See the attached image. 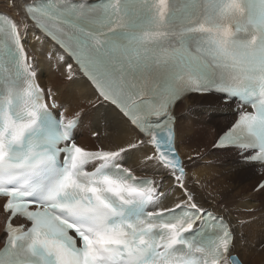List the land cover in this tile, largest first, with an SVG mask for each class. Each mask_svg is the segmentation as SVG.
<instances>
[{
	"label": "snow or ice",
	"instance_id": "obj_1",
	"mask_svg": "<svg viewBox=\"0 0 264 264\" xmlns=\"http://www.w3.org/2000/svg\"><path fill=\"white\" fill-rule=\"evenodd\" d=\"M21 7L31 24L0 14V264H243L232 254L235 229L187 187L175 107L192 94L235 103L237 118L213 148L237 149L264 193V0ZM30 29L62 49L69 80L72 59L95 89L89 103L111 106L135 138L115 147L77 142L83 114L54 111L55 93L40 87L25 49ZM136 153L159 179L124 166ZM166 177L173 184L164 190Z\"/></svg>",
	"mask_w": 264,
	"mask_h": 264
},
{
	"label": "bare ground",
	"instance_id": "obj_2",
	"mask_svg": "<svg viewBox=\"0 0 264 264\" xmlns=\"http://www.w3.org/2000/svg\"><path fill=\"white\" fill-rule=\"evenodd\" d=\"M32 2L34 0H16L17 6L10 7L9 0H0V12L13 15L21 24H31L24 16L21 5ZM37 36L40 39H36ZM25 47L40 83L46 89H52L61 107L66 109V117L77 112L83 114V122L77 129L81 145L88 148L101 144L115 147L117 143L123 144L137 136L136 131L126 122L119 121L111 106L89 103L96 98L95 89L79 73L71 59L66 57L67 63H72L73 70L77 73L73 79H67L66 64L58 59L62 50L52 41L35 29H30ZM66 82L69 83L68 88L64 86ZM232 110L233 104H220L215 95L193 94L185 97L178 103L175 113L176 148L185 165L189 189L195 193L197 202L205 209L229 219L235 229L236 241L232 254L238 255L243 264H264V193L254 191L260 175L253 167L240 162L236 150L220 151L213 148L217 137L229 126ZM212 111L217 112V119L209 117L208 114ZM87 131L89 138L86 137ZM94 132L98 136H93ZM142 156L143 153H136L126 159L124 165L134 167L137 176H157L155 178L159 179L158 174L141 170L143 165L139 162ZM252 183L253 190L246 194L244 190ZM172 184L171 178L166 177L164 190L169 189ZM4 221L5 216L0 209V237H3ZM241 221L251 223L241 224ZM3 243L4 239L0 238V248Z\"/></svg>",
	"mask_w": 264,
	"mask_h": 264
},
{
	"label": "rangeland",
	"instance_id": "obj_3",
	"mask_svg": "<svg viewBox=\"0 0 264 264\" xmlns=\"http://www.w3.org/2000/svg\"><path fill=\"white\" fill-rule=\"evenodd\" d=\"M66 88H68L69 87V83H65V85H64ZM201 104V103H200ZM180 108H181V105L179 106V108H178V114L180 113ZM177 111V110H176ZM177 113V112H176ZM217 112L215 113L214 111H212L211 113H209L208 115H209V117H212L213 119H217L218 117H217ZM233 115H234V113H233ZM233 118V117H232ZM232 118L231 119H229V123H230V121L232 120ZM225 121H226V123H227V119H225ZM90 136V135H89ZM86 137L87 138H89L88 137V131H87V133H86ZM225 161V163H228V161H226V160H224ZM155 177H157V176H155ZM260 177V176H259ZM253 186V183L251 184V186L250 187H248V188H246L244 191L246 192V194H249V190H253V188L251 189V187ZM236 255V254H235Z\"/></svg>",
	"mask_w": 264,
	"mask_h": 264
},
{
	"label": "water",
	"instance_id": "obj_4",
	"mask_svg": "<svg viewBox=\"0 0 264 264\" xmlns=\"http://www.w3.org/2000/svg\"><path fill=\"white\" fill-rule=\"evenodd\" d=\"M181 158V157H180Z\"/></svg>",
	"mask_w": 264,
	"mask_h": 264
}]
</instances>
